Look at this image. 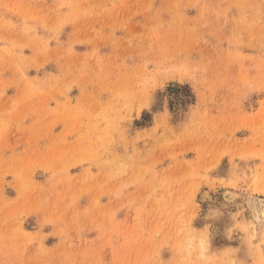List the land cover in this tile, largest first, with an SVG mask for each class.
I'll return each mask as SVG.
<instances>
[{"label":"rangeland","instance_id":"1","mask_svg":"<svg viewBox=\"0 0 264 264\" xmlns=\"http://www.w3.org/2000/svg\"><path fill=\"white\" fill-rule=\"evenodd\" d=\"M254 199L264 0H0V264H264Z\"/></svg>","mask_w":264,"mask_h":264},{"label":"bare ground","instance_id":"2","mask_svg":"<svg viewBox=\"0 0 264 264\" xmlns=\"http://www.w3.org/2000/svg\"><path fill=\"white\" fill-rule=\"evenodd\" d=\"M254 205H255V209H256L255 218L258 221H264V200L254 199Z\"/></svg>","mask_w":264,"mask_h":264}]
</instances>
